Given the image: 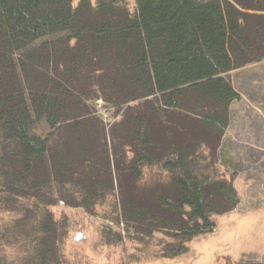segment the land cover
<instances>
[{
  "label": "trees",
  "instance_id": "obj_1",
  "mask_svg": "<svg viewBox=\"0 0 264 264\" xmlns=\"http://www.w3.org/2000/svg\"><path fill=\"white\" fill-rule=\"evenodd\" d=\"M75 1L0 0V264H65L59 203L181 257L239 204L218 151L230 73L264 60V0Z\"/></svg>",
  "mask_w": 264,
  "mask_h": 264
},
{
  "label": "rangeland",
  "instance_id": "obj_2",
  "mask_svg": "<svg viewBox=\"0 0 264 264\" xmlns=\"http://www.w3.org/2000/svg\"><path fill=\"white\" fill-rule=\"evenodd\" d=\"M230 77L241 99L231 106V122L218 159L225 175L234 178L239 195L237 208L216 216V228L195 237L189 244V253L173 259H145L152 257L153 247L160 245V240H167L165 232H156L155 239L142 241L134 229L116 226L106 219L103 208L90 215L84 209L59 203L52 212L58 221L69 224L63 244L65 264H227L241 260L264 263V60L235 70ZM95 105L103 121L114 120L111 107L101 101ZM160 177L158 172H146L144 182ZM107 227L120 232L123 241H103Z\"/></svg>",
  "mask_w": 264,
  "mask_h": 264
},
{
  "label": "crops",
  "instance_id": "obj_3",
  "mask_svg": "<svg viewBox=\"0 0 264 264\" xmlns=\"http://www.w3.org/2000/svg\"><path fill=\"white\" fill-rule=\"evenodd\" d=\"M234 103H235V102H234ZM234 103H233V104H234ZM233 104H232V105H233ZM230 111H231V110H230ZM230 122H231V114H230Z\"/></svg>",
  "mask_w": 264,
  "mask_h": 264
}]
</instances>
